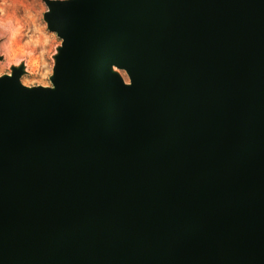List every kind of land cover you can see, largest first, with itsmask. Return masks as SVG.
<instances>
[{"label": "water", "instance_id": "obj_1", "mask_svg": "<svg viewBox=\"0 0 264 264\" xmlns=\"http://www.w3.org/2000/svg\"><path fill=\"white\" fill-rule=\"evenodd\" d=\"M47 19L56 90L0 81V264H264V0Z\"/></svg>", "mask_w": 264, "mask_h": 264}, {"label": "clouds", "instance_id": "obj_2", "mask_svg": "<svg viewBox=\"0 0 264 264\" xmlns=\"http://www.w3.org/2000/svg\"><path fill=\"white\" fill-rule=\"evenodd\" d=\"M72 0H0V81L22 72L18 84L26 91H55L54 77L66 38L47 19L52 5ZM125 87L133 85L129 71L112 65Z\"/></svg>", "mask_w": 264, "mask_h": 264}]
</instances>
